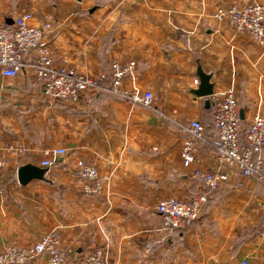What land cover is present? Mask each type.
Wrapping results in <instances>:
<instances>
[{"label":"crops","instance_id":"0c3cea01","mask_svg":"<svg viewBox=\"0 0 264 264\" xmlns=\"http://www.w3.org/2000/svg\"><path fill=\"white\" fill-rule=\"evenodd\" d=\"M262 1L0 0V24L22 10L50 23L56 66L109 73L112 61L133 60L134 85L153 95L149 108L108 91L51 102L30 68L34 55L16 77L0 74V249L29 248L54 232L59 247L71 249L66 264H83L100 249L109 264H235L243 257L264 264V176L231 173L215 190L192 178L194 169H216L209 105L192 94L197 69L210 76L213 93L233 88L241 126L257 110L264 115V46L212 17L218 7ZM193 120L204 138L194 141L195 162L184 168L183 128ZM57 148L65 156L41 167ZM77 160L96 167L100 193L83 192ZM26 164L45 169L43 179L19 184L17 168ZM200 193L207 203L197 221L163 228L159 200ZM26 264H46L45 256Z\"/></svg>","mask_w":264,"mask_h":264},{"label":"built area","instance_id":"2783aa9c","mask_svg":"<svg viewBox=\"0 0 264 264\" xmlns=\"http://www.w3.org/2000/svg\"><path fill=\"white\" fill-rule=\"evenodd\" d=\"M212 17L217 21H226L235 32L245 33L260 46H264V1L228 7H218ZM31 11L22 10L10 22L0 24V74L14 78L25 68V60L31 55L30 65L35 80L41 87L44 97L51 101L76 103L86 91H108L116 97L140 104L145 108L152 105L153 95L134 85L133 60L110 63L109 73L97 72L81 74L68 66H56L51 54V26L48 21L34 22ZM129 83V87H125ZM198 87L199 81L193 80ZM209 112L213 131L209 143L214 151L216 169L212 171L194 169L192 178L207 190L217 189L226 182L231 173L245 178L264 176V115L257 110L250 121L241 126L237 98L233 88L215 92L208 97ZM189 136L180 148L179 157L182 166L189 168L195 162V140H203L204 127L197 121H190L183 128ZM14 150L12 146L5 151ZM1 153V147H0ZM64 148L53 149L50 158L40 162L41 167L50 168L60 157L65 156ZM78 177L83 184V192L98 194L102 190V180L96 167L83 160L75 162ZM207 203L204 193L188 200L167 197L157 202L155 212L161 219L164 229L182 230L198 220L203 206ZM264 219V200L258 205ZM70 248L61 249L54 232L41 236L36 244L29 248L7 246L0 249V264H26L31 258L45 256L46 264H66ZM83 264H109L104 251L87 253ZM235 264H251L247 257L240 258Z\"/></svg>","mask_w":264,"mask_h":264},{"label":"water","instance_id":"95a60500","mask_svg":"<svg viewBox=\"0 0 264 264\" xmlns=\"http://www.w3.org/2000/svg\"><path fill=\"white\" fill-rule=\"evenodd\" d=\"M197 77L199 85L196 89L192 90V94L199 98H206L205 105L208 107L209 102L207 98L212 94V85L209 84L210 76L197 69ZM44 173L45 169L26 164L17 168L16 177L19 184L25 185L33 179L42 180Z\"/></svg>","mask_w":264,"mask_h":264}]
</instances>
